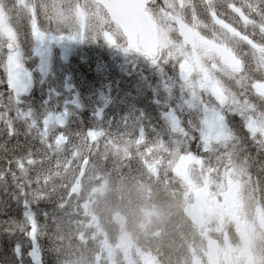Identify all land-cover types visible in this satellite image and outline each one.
Returning <instances> with one entry per match:
<instances>
[{"label":"snow or ice","instance_id":"obj_1","mask_svg":"<svg viewBox=\"0 0 264 264\" xmlns=\"http://www.w3.org/2000/svg\"><path fill=\"white\" fill-rule=\"evenodd\" d=\"M25 25L41 52L102 40L171 68L182 107L174 101L151 126L74 139L69 116L45 118L28 103ZM132 148L193 189L225 188L241 207L246 192L264 213V0H0V264L58 261V170L84 153Z\"/></svg>","mask_w":264,"mask_h":264},{"label":"rangeland","instance_id":"obj_2","mask_svg":"<svg viewBox=\"0 0 264 264\" xmlns=\"http://www.w3.org/2000/svg\"><path fill=\"white\" fill-rule=\"evenodd\" d=\"M21 39L23 41V46L26 51H28L29 48H31L30 51L34 53L35 56L32 58H29L28 63L31 64L33 67L36 66L39 74H51L50 68L52 60L55 58V56L51 53V46L52 44L58 49L60 52L61 49L58 47L56 42H51L49 45L43 46L44 51H38L36 49L35 41L31 38L29 35V30L27 26H23L21 29ZM68 41L70 50L78 49L81 47L83 48L81 52L88 51L87 47H95L98 45H101L102 40L99 42H90L87 40L83 41H76V40H66ZM49 46V48H48ZM48 49H49V60H47L48 57ZM115 52H118V49L113 48ZM77 51V50H76ZM123 61H127L126 67H123V72H132V73H139L144 72L142 69H139V72L136 70L137 63H140L138 61V58L132 57L129 54L122 55ZM33 61L35 63H33ZM145 61V60H144ZM142 61L141 63L145 64V67L147 69L148 75L147 76H139L138 74H133L132 78L136 82H140L139 85L141 86L138 91L144 90L143 93H145L146 97L147 94L149 95V87H144L141 84L151 85V86H158L162 90V85L164 82L165 75L162 71H160L156 66L152 65L151 62H149V66L146 64L147 62ZM45 64V65H44ZM62 64L66 67L68 63H66V60H62ZM84 64H93L92 59H83V57H78L75 64L70 65L69 71L65 74H61L58 76V81H53L58 83L56 86H52L49 79V83L45 82L43 85H47L45 87H42L41 90H44V88H48L49 86H52L51 89L46 91L45 97H43L42 100V108L43 112H46V117H51L53 115L60 116L61 114L70 116L71 115V108L77 106V108L84 107L85 103L81 97L80 92L77 90L75 91L74 88L71 86H67V84L63 83V78L67 74H72V68L75 67L76 72L79 70L78 66L84 65ZM89 66V65H88ZM98 75L100 76L98 80L99 90L95 95L94 92L96 90L90 89V96L94 99L95 102L103 103L99 108H96L97 114L102 111V107L110 105L112 108H116V105H124L126 109H129L126 113L125 118V112L122 114H115V117L111 114L105 113L104 116H110L112 119H117L118 117H122L123 121L120 119H117V121H121V125H125L128 123V128H124L125 126L119 125V128L126 129L127 131L135 129L137 125H145V121H140V115L136 113H131V108L133 110H137L136 108L141 104H143V101L134 102V105L136 108L131 107L130 108V101L131 97H128L125 95L124 92H121L120 89L122 87L115 89V92H112L111 89L108 87H104L106 84L111 83L113 81L108 80L102 73L98 72ZM127 76H130L128 74ZM114 79L117 81H123L128 82L129 79H124L121 76H117ZM74 80V79H73ZM111 81V82H110ZM40 85V86H43ZM29 86V84L27 85ZM179 91V98L180 100H184V94L181 90L180 85L178 86ZM112 93V96L116 99H109V95ZM136 93V92H135ZM140 96V95H139ZM148 98V97H147ZM54 100L60 102L62 104H57ZM59 105V106H58ZM159 105V113L156 112L155 116L162 113L165 109L169 108L170 100L164 101L163 103L158 102ZM177 107H182L181 101H179L177 104ZM73 106V107H72ZM71 107V108H70ZM57 108L62 109L63 113L61 112H52L49 114V109L56 110ZM70 111V115H69ZM148 114H150V108L147 109ZM152 113V112H151ZM95 116L96 122L100 125V119ZM144 118V117H143ZM142 118V119H143ZM141 119V120H142ZM151 119L155 120V118ZM109 122V120H108ZM120 124L119 122H117ZM105 127H107V123H104ZM149 126V125H148ZM118 129V127H116ZM95 129H98L95 127ZM113 153V156L118 157V155H125L123 151H110L107 154ZM104 154H102V157ZM128 165L127 169H129L132 179L129 177L130 174H127L123 171H118V166L116 168V164H108V163H102L103 160L98 165H102L103 167H106L107 169H110V176L113 182L115 183L112 190L111 196L104 197L103 194L106 190V186L109 184L108 176L109 174H106V179L99 182V184H94L93 182H96V178H98L100 174L99 169H93L90 168L87 170L90 172V174L85 176L84 181H82V178H77L75 185L77 186V189L74 188V184L69 187L71 190L74 189L73 192L76 191L75 197L71 198L72 201L79 202V205L77 206V211L73 213L74 217L76 218V224L80 225V235L81 236V242H82V248L85 250L86 260L87 262H93L94 261V248L97 247V240L99 241V244L104 246L105 243V251L106 255L104 256V264H116L115 258L112 255V252L109 250V248H118L120 247L124 248V246L127 245L125 251L121 249L125 257H129V246H134L136 243L135 238L137 236H132V232L135 234H138L142 231V233H146V237H150L151 240L149 242V245L144 248L143 252L139 254V261L140 264H143L144 259L145 264H157L156 260V254L146 252V251H155L160 252V249L163 251H166L168 248L170 249V245L167 244L168 242L172 244V247L170 250L174 251V253H178L180 256H182V253L185 249V247L188 249V252L190 250L197 248L198 245L202 242V236L193 230V226L191 224L185 225L183 223L182 216L180 214V211L184 207L186 203H189L192 201V191L193 188L189 187L188 184H186L183 180H181L178 177H175L173 173L167 169L166 166H160L156 164L154 161L156 160V157H150L149 160L152 161V163L148 162H142L141 158L137 156L136 150L134 148L129 149L127 155ZM117 159V158H116ZM116 162V161H115ZM115 165V167H114ZM86 170V171H87ZM146 170V174H145ZM135 171V173H133ZM118 176V177H117ZM126 179L129 181L128 184L122 179ZM92 181V182H91ZM149 181V182H146ZM165 183V186L167 185V188L163 185ZM157 186L158 189L155 191L153 188L149 185ZM199 189V188H196ZM229 191L225 188H212L210 191L211 194V202H217V201H223L224 206L223 208H219L221 212L217 215L218 217H221L223 214L229 213L230 216V227L231 229L228 231V229L223 224L222 220L219 221L220 224H216L214 227L216 229H219L218 235L221 236V233H226V235L223 237V240L219 239L220 243H223V246H227L228 244L231 246V249H233V262H229V264H239L241 257L244 256L245 250L247 249L248 243L257 248V253L260 258L264 261V215L262 217V213L257 215L254 211V203L248 200H245L243 203V207H241L234 198L227 197V193ZM103 196V197H102ZM157 196H164L166 203L163 204V208L161 209V212L159 214H152L149 215L146 210L148 206H150V202L153 201ZM242 196H245L242 194ZM191 198V199H190ZM215 199V200H214ZM84 200V201H83ZM134 202H139V206L133 211H129L130 208L133 207L131 205ZM112 202V204H111ZM100 203V204H99ZM134 203V204H136ZM100 205V206H99ZM153 205V204H152ZM151 205V206H152ZM159 205V204H158ZM245 205L249 206V212L246 213ZM109 208V212H107ZM122 212L125 213V215L129 218V226L131 227V232L128 231L126 228H122L123 226H120L116 224L113 220V215L116 212ZM264 214V213H263ZM158 216V217H157ZM246 216V217H245ZM248 216V217H247ZM241 217V218H240ZM263 220V221H262ZM139 221L140 225H138V228H135L136 222ZM179 222V225H176V223ZM131 224V226H130ZM222 224V225H221ZM162 228L165 231H168L167 233L170 234V239L165 235L164 237H158L154 231V229ZM174 229H179L174 230ZM178 231V232H177ZM231 232V233H230ZM235 232V235H234ZM229 233V235H228ZM140 237V236H138ZM137 237V238H138ZM210 237H206V240H209ZM139 243V242H138ZM163 245V246H162ZM120 246V247H119ZM140 250V249H139ZM173 253V254H174ZM84 255V254H83ZM188 255V262H182L180 261V258L171 257L170 262L171 264H191L192 258L195 260L198 257V254H192ZM176 256V254H175ZM85 257V256H84ZM83 257V260H84ZM246 258V257H245ZM132 262V261H131ZM168 264L169 260L167 261ZM198 264V262L196 261ZM132 264H134L132 262ZM164 264V263H163ZM241 264H248L247 259H245V262L241 261Z\"/></svg>","mask_w":264,"mask_h":264},{"label":"trees","instance_id":"obj_3","mask_svg":"<svg viewBox=\"0 0 264 264\" xmlns=\"http://www.w3.org/2000/svg\"><path fill=\"white\" fill-rule=\"evenodd\" d=\"M89 65V66H88ZM84 64L78 66L79 70L76 72L75 67L73 68V73L70 74L71 77L74 79V85L75 88L79 89V92L81 93V97L85 103L84 107L77 108V106L71 108V115L69 111V123H68V132L69 134L75 139L78 134H83L87 132L89 129H104L106 131L110 130L113 135L119 134L122 132L127 131L126 129L119 128V125H121V121H123V118L118 117L117 119H120L121 121H117L120 124L116 122L115 119H112L110 116H106L103 120L99 117H96L100 119V125L94 124L96 123L95 116H99L97 114L96 108H99L101 106L100 103L95 102L94 99L90 96V89L99 90L98 78L100 77L97 73L101 70H106L107 65L105 60H95L93 61V64ZM65 74V73H62ZM95 76V77H94ZM57 82V81H56ZM51 83L52 86H56L58 83ZM47 85L43 86H37L32 91L28 93L29 100L28 103L32 107L33 110L39 111L41 115H44L46 117V112H43L42 108V100L43 97H45L46 91L52 88V86H49L48 88H44V90H41L42 87H45ZM96 90L93 95L98 91ZM57 104H62L60 100L56 101ZM59 106V105H58ZM109 108L106 109V113H110L108 111ZM105 111V109H104ZM153 109H150V112H153ZM52 112H57L56 110L49 109V114ZM151 117H155L154 115H151ZM109 120V122H107ZM106 121V122H105ZM154 120L152 119V122ZM104 122L107 123V127H105ZM123 126V125H121ZM118 127V129L116 128ZM113 153L110 154H104L102 157L101 153H95V154H89L84 153L81 158L77 160H71L66 165L62 166L58 171L59 175L55 178V183L57 185V193L59 196L63 199V208L59 209L56 214V223L54 226L50 228V231L54 235V242H55V252L56 256L58 257V261L54 259L53 256H49L48 259L50 261V264H89L86 260L85 250L82 248V242L80 235V225L76 224V218L74 217L73 213L77 211V206L79 205V202L76 203V201H72L71 198L75 197L74 193H71V190L69 187L71 185H75L77 178H82V181H84L85 176L90 174V172L85 171L84 174L81 176L82 171V165L83 163H87L88 169H99L100 174L98 178H96V182H93L95 185L99 184V182L106 179V174H109V184L106 186V190L103 194L104 197L111 196L112 190L114 186V182L111 179L110 176V169H107L106 167H103L104 163H108L111 165L116 164V168L118 166V171H123L130 174L129 169H127L128 160L125 155H118V157L113 156ZM117 158V159H116ZM103 164H100L101 161ZM116 161V162H115ZM115 167V165H114ZM135 173V171L133 172ZM146 174V170H145ZM118 177V176H117ZM126 178L129 177L132 179L131 174L128 176H125ZM126 182V184L129 183L128 180L122 179ZM92 182V181H91ZM149 182V181H146ZM102 196V197H103ZM163 198V196H161ZM84 201V200H83ZM136 202L133 201L131 205H133L132 208L129 209L132 210L137 204H134ZM112 204V202H111ZM109 212V208L107 209ZM45 243L47 241L45 240ZM84 254V255H83ZM85 256V257H84ZM84 257V260H83Z\"/></svg>","mask_w":264,"mask_h":264},{"label":"flooded vegetation","instance_id":"obj_4","mask_svg":"<svg viewBox=\"0 0 264 264\" xmlns=\"http://www.w3.org/2000/svg\"><path fill=\"white\" fill-rule=\"evenodd\" d=\"M34 45H36V43ZM48 48H49V46H48ZM30 50H31V48L28 49V51H30ZM48 51H49V49H48ZM47 54H49V53H47ZM33 56H35V55H33ZM32 57H30V58H32ZM224 227H226V226H224ZM226 228L229 231V228L228 227H226ZM174 230L179 231V229H174ZM193 230L198 232L202 236V242L198 245L197 248L190 250V252H188V249L185 247V249L182 253V256H180L178 253H174V251L170 250L173 247H172V244L169 242L167 244L170 245V249L168 248L166 251H163L160 249V252H155V251H146V252L154 253L157 255L156 256L157 264H163V263L168 264V262H167L168 260H169V263L171 264V262H170L171 257L180 258V261H182V262H188V255L187 254L192 256V254H194V253L198 254L199 258L195 257V260L192 258L191 264H197L196 261L198 262V264H229L230 261H231V263L233 262V260H234L233 249H231V246L228 244L227 246L224 247L223 243L219 242L220 241L219 239H221V241L223 240V237L226 235V233H223V234L221 233V236H219L218 235L219 229H216L214 226L206 228L205 231L198 230L194 227H193ZM228 235H229V233H228ZM164 236H165V234L162 235L161 237H164ZM206 237H210V239L205 241ZM150 240H151L150 237H145V239H144V241L147 244H149ZM214 240L217 241V244H218L217 245L218 246V250H217L218 254L216 255L215 259H213V258L210 259L208 256V253H207V245H208V243H210L211 241H214ZM129 249L131 252H130L129 257H126L127 263L125 262V260L120 258V255H118L117 256V264H132V262L134 264H140L139 254H141L143 251L139 250V248L135 244H134V246L133 245L129 246ZM175 254H176V256H175ZM245 259H247L248 264H259L254 259V256H253V253L251 250V245L249 243H248L247 249L245 250L244 256L241 257L239 264H241V261L245 262ZM145 260H146V258L144 259L143 264H145Z\"/></svg>","mask_w":264,"mask_h":264},{"label":"water","instance_id":"obj_5","mask_svg":"<svg viewBox=\"0 0 264 264\" xmlns=\"http://www.w3.org/2000/svg\"><path fill=\"white\" fill-rule=\"evenodd\" d=\"M200 195V194H199ZM198 196V195H197ZM204 210V196L198 197L197 204L195 206H189L186 209V213L192 217V219L197 223H201L200 219V213ZM115 220L120 223L124 224L126 222V219L124 218L123 215L117 213L114 215Z\"/></svg>","mask_w":264,"mask_h":264},{"label":"bare ground","instance_id":"obj_6","mask_svg":"<svg viewBox=\"0 0 264 264\" xmlns=\"http://www.w3.org/2000/svg\"><path fill=\"white\" fill-rule=\"evenodd\" d=\"M95 77V76H94ZM77 203V202H76ZM100 204V203H99ZM100 206V205H99ZM136 207H137V205L132 209V210H130V211H133V210H135L136 209ZM136 211V210H135ZM186 225V224H185Z\"/></svg>","mask_w":264,"mask_h":264}]
</instances>
